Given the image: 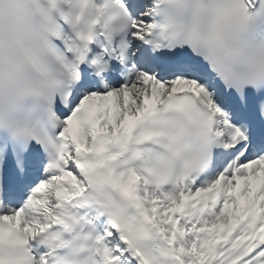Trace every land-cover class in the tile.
<instances>
[{"label": "snow or ice", "instance_id": "snow-or-ice-1", "mask_svg": "<svg viewBox=\"0 0 264 264\" xmlns=\"http://www.w3.org/2000/svg\"><path fill=\"white\" fill-rule=\"evenodd\" d=\"M0 264H264V0H0Z\"/></svg>", "mask_w": 264, "mask_h": 264}]
</instances>
